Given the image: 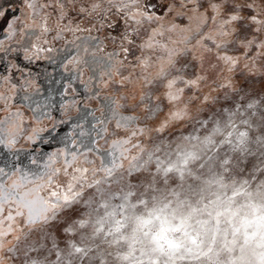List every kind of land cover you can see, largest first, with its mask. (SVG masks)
Wrapping results in <instances>:
<instances>
[{
    "label": "snow or ice",
    "instance_id": "obj_1",
    "mask_svg": "<svg viewBox=\"0 0 264 264\" xmlns=\"http://www.w3.org/2000/svg\"><path fill=\"white\" fill-rule=\"evenodd\" d=\"M261 77L264 0H0V264H60L50 226L90 174L115 170L114 150L100 147L109 134L140 150L187 104ZM37 186L52 209L39 225L19 203Z\"/></svg>",
    "mask_w": 264,
    "mask_h": 264
},
{
    "label": "rangeland",
    "instance_id": "obj_2",
    "mask_svg": "<svg viewBox=\"0 0 264 264\" xmlns=\"http://www.w3.org/2000/svg\"><path fill=\"white\" fill-rule=\"evenodd\" d=\"M249 84L208 105L187 104L183 119L143 139L140 150L111 134L101 140L116 167L90 174L82 198L58 217L63 223L50 226L60 264H264V77ZM99 107L93 101L88 111L99 116ZM164 112L140 113L142 123L155 125ZM94 123L89 115L85 127ZM19 203L36 225L52 211L38 186ZM64 225L71 235H61Z\"/></svg>",
    "mask_w": 264,
    "mask_h": 264
}]
</instances>
